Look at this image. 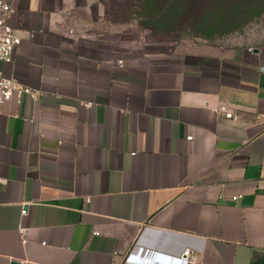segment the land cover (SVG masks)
Masks as SVG:
<instances>
[{
  "label": "crops",
  "instance_id": "crops-1",
  "mask_svg": "<svg viewBox=\"0 0 264 264\" xmlns=\"http://www.w3.org/2000/svg\"><path fill=\"white\" fill-rule=\"evenodd\" d=\"M81 1L6 0L0 264H264V48L120 56Z\"/></svg>",
  "mask_w": 264,
  "mask_h": 264
},
{
  "label": "rangeland",
  "instance_id": "rangeland-1",
  "mask_svg": "<svg viewBox=\"0 0 264 264\" xmlns=\"http://www.w3.org/2000/svg\"><path fill=\"white\" fill-rule=\"evenodd\" d=\"M88 30L120 56L178 55L198 44L264 48V0H82Z\"/></svg>",
  "mask_w": 264,
  "mask_h": 264
},
{
  "label": "built area",
  "instance_id": "built-area-1",
  "mask_svg": "<svg viewBox=\"0 0 264 264\" xmlns=\"http://www.w3.org/2000/svg\"><path fill=\"white\" fill-rule=\"evenodd\" d=\"M13 8L6 0H0V64L10 63L12 61V54L14 49L21 44V40L14 36L12 30L6 25V18L11 16ZM118 66H123V61L117 62ZM24 95H34L29 89L24 88L17 84L13 79L5 78L0 73V112L3 106L10 100L15 99L19 102ZM224 114V118L237 121L238 118L233 112H227L224 108L219 109ZM264 122L262 116L259 117ZM187 142H191L192 138L187 137ZM236 198H232L235 201ZM26 211L21 210V215H25ZM20 239L23 244L26 243L27 230L19 228L18 230ZM145 252L137 248L136 246L131 248L127 254L123 257V263L125 264H197V255L187 249L182 252L179 257H169L161 255H153V262L143 259Z\"/></svg>",
  "mask_w": 264,
  "mask_h": 264
},
{
  "label": "water",
  "instance_id": "water-1",
  "mask_svg": "<svg viewBox=\"0 0 264 264\" xmlns=\"http://www.w3.org/2000/svg\"><path fill=\"white\" fill-rule=\"evenodd\" d=\"M255 52H256V50H255Z\"/></svg>",
  "mask_w": 264,
  "mask_h": 264
}]
</instances>
